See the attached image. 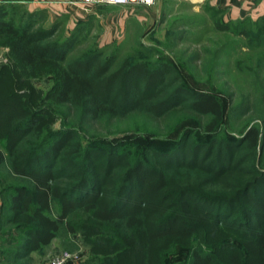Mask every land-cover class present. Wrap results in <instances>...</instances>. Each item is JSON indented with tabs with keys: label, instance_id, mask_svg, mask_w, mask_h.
I'll return each mask as SVG.
<instances>
[{
	"label": "trees",
	"instance_id": "trees-1",
	"mask_svg": "<svg viewBox=\"0 0 264 264\" xmlns=\"http://www.w3.org/2000/svg\"><path fill=\"white\" fill-rule=\"evenodd\" d=\"M20 1L0 2V46L9 48L11 58L0 68L1 218L20 236L14 242L15 264L60 235L77 233L106 254L99 263L86 264H164L157 244L197 238L199 243L187 248V264H264L261 128L253 125L231 141L213 137L209 144L189 146L187 136L172 150L151 149L137 159L122 142H84L76 129L29 140L54 118L48 108L35 107L30 92H22L25 80L42 75L54 79L48 97L84 118L136 111L160 118L185 105L210 117L209 134L223 123L225 112L207 91L179 86L164 96L174 73L168 61L128 58L115 67L116 56L104 59L102 50L68 59L74 42L47 41L58 25L35 28L37 13L24 10ZM257 21L255 35L247 29L241 33L261 46L264 16ZM219 27L231 29L230 24ZM207 228L222 241L224 256L210 248L214 238L203 237Z\"/></svg>",
	"mask_w": 264,
	"mask_h": 264
},
{
	"label": "rangeland",
	"instance_id": "rangeland-1",
	"mask_svg": "<svg viewBox=\"0 0 264 264\" xmlns=\"http://www.w3.org/2000/svg\"><path fill=\"white\" fill-rule=\"evenodd\" d=\"M93 7L95 9L86 15L85 20L76 21H71L68 15L54 20L48 17L46 10H42L45 15L41 10L34 11L37 13L34 25L37 28L56 23V34L47 41L65 43L72 40L74 44L68 59L102 50L104 59L116 56L115 67L128 58L147 60L153 64L158 60L168 61L174 73L169 75L163 95L172 94L179 86L213 93L224 107V121L208 134L206 126L210 117L198 115L185 105L160 118L139 111L119 118H84L74 107L59 106L48 97L54 79L52 75H42L31 78L29 83L25 80L27 85L22 86V92H30L37 102L35 107L48 108L54 118L42 127L40 134L35 132L29 140L37 142L49 131L76 129L84 142H122L123 150H131L132 156L137 159L151 149L172 150L174 144L187 136L190 146L198 142L209 144L213 137L231 141L243 136L253 125H258L264 134V45L250 43L241 33L242 29H247L255 35L257 19L227 20L224 12L208 0H156L151 6L122 8L100 4ZM219 24H230L231 29L224 30ZM8 63H11L9 48L0 46V68ZM29 84L33 85V90ZM257 153L260 161L257 165L264 171V145ZM0 181V188H3L5 183ZM1 205L0 197V264H15L14 242H18L20 236L15 225L5 221L2 225ZM197 220L202 221L203 217L198 215ZM204 233L208 234L207 238H214V241H209L210 248L217 250L219 256H224L226 248L220 239H215L213 229H205L203 237ZM85 239L86 236L81 233L62 234L49 245L22 257L19 263L50 264L52 258L65 251L73 255L66 264L99 263L106 254ZM198 243V238L189 242L166 241L157 244L155 249L163 256L161 260L164 264H187V248ZM3 252L8 253L5 255Z\"/></svg>",
	"mask_w": 264,
	"mask_h": 264
},
{
	"label": "crops",
	"instance_id": "crops-1",
	"mask_svg": "<svg viewBox=\"0 0 264 264\" xmlns=\"http://www.w3.org/2000/svg\"><path fill=\"white\" fill-rule=\"evenodd\" d=\"M20 2L30 12L46 10L48 17L54 20L62 15H68L71 21L85 20L86 15L95 9L93 6L91 8L82 6L78 3V0H21ZM208 2L223 11L226 19L230 21L244 20L246 18L258 20L264 16V0H208Z\"/></svg>",
	"mask_w": 264,
	"mask_h": 264
},
{
	"label": "built area",
	"instance_id": "built-area-1",
	"mask_svg": "<svg viewBox=\"0 0 264 264\" xmlns=\"http://www.w3.org/2000/svg\"><path fill=\"white\" fill-rule=\"evenodd\" d=\"M191 2H200L203 0H188ZM156 0H78V3L84 7H92L100 4H110V5H121V6H151L155 4ZM73 255L70 252H62L61 254L52 258L50 264H66Z\"/></svg>",
	"mask_w": 264,
	"mask_h": 264
}]
</instances>
